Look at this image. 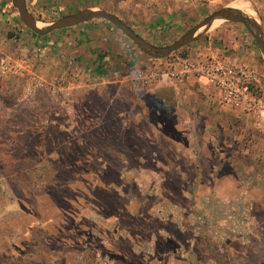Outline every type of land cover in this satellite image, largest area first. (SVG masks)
<instances>
[{"label":"rangeland","instance_id":"rangeland-1","mask_svg":"<svg viewBox=\"0 0 264 264\" xmlns=\"http://www.w3.org/2000/svg\"><path fill=\"white\" fill-rule=\"evenodd\" d=\"M203 2V18L250 5ZM33 54L0 71V264H264V130L250 114L176 87L166 57L93 79Z\"/></svg>","mask_w":264,"mask_h":264},{"label":"crops","instance_id":"crops-1","mask_svg":"<svg viewBox=\"0 0 264 264\" xmlns=\"http://www.w3.org/2000/svg\"><path fill=\"white\" fill-rule=\"evenodd\" d=\"M244 2L250 3L252 10L258 12L257 22L264 24V0ZM25 4L38 23H42L41 26L87 8L105 9L156 45H167L177 40L207 17L203 18L202 15L210 5L197 0H25ZM0 25L18 29L22 34L29 33L30 37L25 48H20L17 44L12 46L16 41L13 36L8 39L3 36L4 32L0 33V71L4 69V61L14 63L13 69L9 67L12 73H16L19 67L29 69L33 64L34 49L41 50L47 62L50 58L57 59L58 64L67 58L73 60L93 79L124 74L140 76L145 71V65L151 66L155 61L154 56L146 54L118 27L104 18H91L72 27L38 35L22 21L13 0H0ZM255 40L243 23L227 20V23L221 21L203 32L186 46L189 57L221 58L244 64L261 73L264 71V58ZM20 53L25 55V63L19 59ZM174 85L179 89L187 85L190 91L199 93L201 100L205 98L204 103H214L212 99L219 98L223 106L229 107L221 102L218 90L205 81L187 77Z\"/></svg>","mask_w":264,"mask_h":264},{"label":"built area","instance_id":"built-area-1","mask_svg":"<svg viewBox=\"0 0 264 264\" xmlns=\"http://www.w3.org/2000/svg\"><path fill=\"white\" fill-rule=\"evenodd\" d=\"M165 59L168 78L182 81L194 77L205 81L218 90L224 105L254 116L256 126L264 130L263 76L257 70L221 58H194L176 52ZM150 75L155 77L156 69Z\"/></svg>","mask_w":264,"mask_h":264},{"label":"water","instance_id":"water-1","mask_svg":"<svg viewBox=\"0 0 264 264\" xmlns=\"http://www.w3.org/2000/svg\"><path fill=\"white\" fill-rule=\"evenodd\" d=\"M13 4L17 8L19 15L21 16V19L25 23V25L38 35H46L55 30L72 27L91 18H104L118 27L146 54L154 57H167L177 50L181 49L182 47L193 42L203 32L209 30L215 20L225 19L229 21L240 22L250 30L251 34L257 41L262 55L264 56V35L261 30V25L257 22L255 17H251L243 13L239 9L231 7L229 5L222 6L212 12L198 24L190 28L172 44L156 45L144 39L130 25L121 20L117 15L108 12L105 9L87 8L79 12L61 17L50 24L41 26L39 25L35 17L27 10L25 0H13ZM252 25L254 29L252 28Z\"/></svg>","mask_w":264,"mask_h":264},{"label":"bare ground","instance_id":"bare-ground-1","mask_svg":"<svg viewBox=\"0 0 264 264\" xmlns=\"http://www.w3.org/2000/svg\"><path fill=\"white\" fill-rule=\"evenodd\" d=\"M231 7L237 8L240 11H242L243 13H245V14L251 16V17H254V13H252V9L248 5L239 4V5H233ZM222 20L223 19L215 20L213 25H212V27H214L215 25L219 24ZM39 25H42V23H39Z\"/></svg>","mask_w":264,"mask_h":264}]
</instances>
